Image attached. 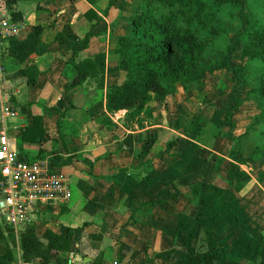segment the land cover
I'll return each instance as SVG.
<instances>
[{
	"label": "crops",
	"instance_id": "crops-1",
	"mask_svg": "<svg viewBox=\"0 0 264 264\" xmlns=\"http://www.w3.org/2000/svg\"><path fill=\"white\" fill-rule=\"evenodd\" d=\"M109 1L19 0L0 10V19L14 26L18 39H24L33 24L45 26L41 38L46 47L31 54L28 62L34 61L40 70L34 83H27L20 72L25 63L7 53V38L0 51L3 97L16 108V114L10 115L0 103L8 148L25 159H44L51 171L68 182V197L39 214L38 233L46 228L66 233L71 227L73 244L61 254L80 251V247L92 250L86 241L92 233L100 238L102 264H174L191 251L207 250L205 228L210 227L221 240L211 264H261L264 182L254 176L253 165L263 161L250 158L258 141L253 133L258 107L247 112L249 86L238 79L237 86L228 90L219 89L217 82L208 84V76L227 72L229 62L196 85L185 88L177 83L162 101L151 100L153 118L143 127L127 125L126 109L108 112L105 94L109 85L125 75L113 50L116 37L128 31L132 15L145 0H112L108 6ZM89 8L101 16L93 26L84 15ZM13 10L21 12V20L11 18ZM88 29L92 31L89 43L74 59L104 51L103 88L91 78L69 84L77 70L67 60L66 44L55 38L61 31L77 39ZM235 68L242 77L244 65ZM105 114L112 123L99 120ZM35 117L52 135L25 141L22 133ZM221 119L226 128L217 130L214 126ZM249 130L254 143L248 150L242 139ZM169 140L175 141L166 150ZM233 164L246 171L238 182L229 176ZM169 249L173 252L168 259L153 258ZM14 255L13 261L1 259L0 264L39 261H22L20 251Z\"/></svg>",
	"mask_w": 264,
	"mask_h": 264
},
{
	"label": "trees",
	"instance_id": "trees-1",
	"mask_svg": "<svg viewBox=\"0 0 264 264\" xmlns=\"http://www.w3.org/2000/svg\"><path fill=\"white\" fill-rule=\"evenodd\" d=\"M17 1L19 0H0V10L12 7ZM87 1L94 3L96 0ZM111 2L112 0L109 1L108 6ZM225 3L238 4L237 0H145L142 2L140 9L132 15L128 31L116 37L113 50L118 54V66L125 71V75L120 82L107 87L105 94L107 111L126 109L124 122L129 126L135 123L143 127L153 118L154 106L149 104L151 100L160 102L174 90L177 83L185 88L196 85L207 73H212L228 64L230 59L221 63L211 60L207 55L210 41L221 30L219 27L215 28L212 23L217 11ZM256 8L259 10L250 11L245 15L244 25L234 41V46H240V56L246 58L248 63L252 61L264 63V25H260L259 16V12L264 8L257 6ZM84 15L93 21L92 26L101 19L93 8L85 11ZM11 18L21 20V12L13 10ZM44 28L41 23L33 24L32 31L24 39L15 36L7 38V53L19 62L25 63L20 68V72L26 77L27 83H34L40 73L34 61L28 62L31 60V54L39 53L46 47V43L41 38ZM204 29L208 30L206 34L203 33ZM91 34V29H88L83 37L70 39L60 31L55 38L66 44L70 52L67 60L77 70V74L69 84L83 83L91 78L98 88H103L106 53L101 51L77 61L74 59V55L87 47ZM246 69L249 70L248 67ZM242 84L249 86V94L257 98L258 107L253 125V133L258 141L250 152V158L261 159L264 163V75L252 85L244 78ZM99 120L112 123L106 114ZM194 126L195 122L189 129ZM189 129L185 130L188 132ZM51 135L52 132L44 131L40 127L39 118L35 117L33 125L23 131L22 138L25 141H41L50 138ZM174 141L169 140L166 143V150L171 148ZM245 175L246 171L239 165L233 164L229 168L230 178L237 182ZM257 180L264 182V168L258 172ZM73 239L74 230L71 227L66 233L46 228L39 234L36 223L28 225L16 235L12 226L0 219V260L13 261L15 247L19 249L20 258L24 262L36 258L42 262L56 260L60 251L70 250ZM205 239L208 244L206 251H191L186 256L176 259L174 264H211L217 257L221 240L210 227L205 228ZM99 240L100 238L92 233L86 235L87 243L94 250H98L97 252L80 247V252L91 256L94 264L103 263L102 252L98 249ZM172 252V249L163 250L154 254L153 258L168 259ZM258 255L260 263L264 264V236Z\"/></svg>",
	"mask_w": 264,
	"mask_h": 264
},
{
	"label": "built area",
	"instance_id": "built-area-1",
	"mask_svg": "<svg viewBox=\"0 0 264 264\" xmlns=\"http://www.w3.org/2000/svg\"><path fill=\"white\" fill-rule=\"evenodd\" d=\"M14 26L0 19V51L3 39L14 36ZM2 47V48H1ZM4 69L0 62V103L6 113L16 114V108L4 98ZM7 127L0 119V219L12 226L16 235L32 223H37L43 213L54 201L68 197L67 179L47 166L44 159H24L16 150L7 145ZM25 264H94L93 258L80 251L67 254L59 252V258L48 262Z\"/></svg>",
	"mask_w": 264,
	"mask_h": 264
},
{
	"label": "rangeland",
	"instance_id": "rangeland-1",
	"mask_svg": "<svg viewBox=\"0 0 264 264\" xmlns=\"http://www.w3.org/2000/svg\"><path fill=\"white\" fill-rule=\"evenodd\" d=\"M26 3H34L36 0H21ZM238 4L234 5L231 3L223 4L222 8L217 11L216 17L214 19V23H212L215 28L219 27L221 30L215 37L210 41V49L207 51V55L211 60H217L221 63H225L230 59V63L225 67V70L216 71L208 76V84L213 85L217 82V86L221 87V89L228 90L233 86H237L236 80L242 81L244 78L246 81L252 85L257 82L260 76L264 75V63H259L252 61L250 63L246 62V58H242L239 54L240 46H234V41L236 36L244 25V17L250 11H258L257 7L264 8V0H237ZM248 5H251L249 7ZM260 16V25H264V10L262 9L259 12ZM210 24V26L212 27ZM258 25V24H257ZM213 28V27H212ZM214 29V28H213ZM207 29L203 30V33H207ZM228 59V60H227ZM239 64H243L245 71L244 75L241 77L237 75L236 66ZM226 65V64H225ZM236 65V66H235ZM246 75V76H245ZM248 86V85H247ZM246 89V88H244ZM243 89V93L246 91ZM248 95V93H247ZM257 98L251 96V100L247 103V112L257 110ZM246 117L241 118V123L245 120ZM242 126L244 124H241ZM242 126H240V131H243ZM217 130H224L226 128V124L220 120L218 124L214 126ZM248 127V126H247ZM246 127V128H247ZM252 130H249L247 134H244L242 139L243 147L248 148L254 143L252 138H249V133ZM252 136V135H251ZM254 138V137H253ZM203 140V139H202ZM254 167V176L258 174V172L264 168L263 162H257L253 165ZM260 169V170H259ZM256 183V182H255ZM264 187V184H263ZM15 253H18V248H14ZM17 264V263H14Z\"/></svg>",
	"mask_w": 264,
	"mask_h": 264
}]
</instances>
